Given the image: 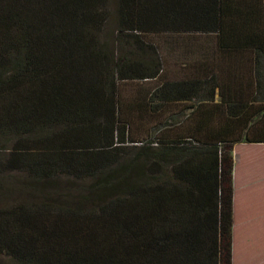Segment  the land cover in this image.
I'll return each instance as SVG.
<instances>
[{
    "label": "trees",
    "instance_id": "trees-1",
    "mask_svg": "<svg viewBox=\"0 0 264 264\" xmlns=\"http://www.w3.org/2000/svg\"><path fill=\"white\" fill-rule=\"evenodd\" d=\"M241 140L264 0H0V264H231Z\"/></svg>",
    "mask_w": 264,
    "mask_h": 264
},
{
    "label": "crops",
    "instance_id": "crops-1",
    "mask_svg": "<svg viewBox=\"0 0 264 264\" xmlns=\"http://www.w3.org/2000/svg\"><path fill=\"white\" fill-rule=\"evenodd\" d=\"M215 66L213 70L215 73H248L245 67L241 66L238 59L227 58L226 56L217 57L213 60ZM213 64V63H212ZM211 64V66H212ZM215 101H219L218 93H215ZM233 155V170H232V209H233V226H232V263L231 264H264L263 258L259 257L254 252H258V238L256 233H243V225L250 222L249 218L241 217L238 219L235 213L236 192L243 191L245 196L248 193L255 195L264 189V142H247L241 140L232 145ZM254 155V157L252 156ZM251 156V167L246 165V160ZM239 159L241 161V169L239 166ZM247 169V170H246ZM260 173H259V171ZM263 211L260 210L259 218H262ZM251 219L258 220V214L251 216ZM241 223L240 225L238 223ZM240 227V229L238 228ZM253 234V235H252ZM244 253V256L242 255ZM254 257V258H253ZM239 260V262L237 261Z\"/></svg>",
    "mask_w": 264,
    "mask_h": 264
},
{
    "label": "rangeland",
    "instance_id": "rangeland-1",
    "mask_svg": "<svg viewBox=\"0 0 264 264\" xmlns=\"http://www.w3.org/2000/svg\"><path fill=\"white\" fill-rule=\"evenodd\" d=\"M131 57L133 58L134 56ZM139 120H143V118H139ZM252 156L254 157V155ZM251 161L252 158L250 156L246 160V165L249 166L247 167V169L251 167ZM239 166L241 169L242 165L240 159H239ZM18 180H19V175L17 173L0 175V208L19 202ZM11 187L14 188L11 189ZM235 202H236L235 203L236 217L238 219L242 217L243 220L245 218L250 219V222L245 226L244 223H242L244 228L243 233L245 234L246 232H248L250 234L253 231V233L254 232L256 233V237L258 238V245H257L258 252L256 251L254 253L255 254L259 253V254L253 256L259 257V260L263 258L264 261V189H262V191L258 192L257 194L255 193V195H253L252 193H248L247 196L243 194V191L238 190V192H236ZM261 209L263 211V216L262 218H259V213ZM256 214H258V220L251 219V216H254ZM238 224L240 225L241 223L239 222ZM238 228L240 229L239 226ZM242 255L244 256V253ZM237 261L239 262L238 259Z\"/></svg>",
    "mask_w": 264,
    "mask_h": 264
}]
</instances>
